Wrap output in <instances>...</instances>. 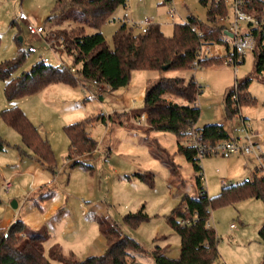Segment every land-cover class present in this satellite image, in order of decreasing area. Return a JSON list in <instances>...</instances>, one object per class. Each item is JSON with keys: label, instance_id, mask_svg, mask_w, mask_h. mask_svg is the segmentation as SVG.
<instances>
[{"label": "rangeland", "instance_id": "374dc122", "mask_svg": "<svg viewBox=\"0 0 264 264\" xmlns=\"http://www.w3.org/2000/svg\"><path fill=\"white\" fill-rule=\"evenodd\" d=\"M55 1L0 0V63L24 54L12 76L30 70L44 58L52 65L63 62L73 66L71 56L53 48L63 40L64 31L69 32L76 26L72 20L52 18ZM233 1L224 0L228 11L225 24L234 19ZM261 1L264 9V0ZM173 5L176 13L171 18L167 14L171 6L167 0H128L126 6L115 9L110 20L99 30L106 43L112 46V35L121 23L139 33L136 24L148 18L158 24L166 36H170L174 24L184 22L187 15H193L205 26L211 25L206 16L208 4L200 0H173ZM20 10L36 25L43 26L42 35L30 34L25 23L17 20L16 13ZM260 18L264 22V13ZM241 26L248 30L245 23ZM94 31L93 27H85L88 34ZM261 43L264 47V38ZM220 47L225 53L226 48ZM254 59V53L247 51L240 64L209 63L182 74L185 79L193 77L201 86L196 98L200 108L196 126L221 122L231 133L233 127L246 125L257 135L253 140L260 141L264 154V139L260 140L264 135L261 75L253 77L247 87L254 97L253 102L241 105L239 112L230 119L224 109V95L236 79L253 73ZM178 74L175 70H134L125 87L111 90L98 83L95 86L98 95L91 99L86 96L93 88L92 82L84 81L80 76H77L80 82L76 85L51 83L13 100L5 97L4 81L0 79V113L13 106L22 109L48 141L54 157V165L49 168L26 148L19 133L0 115V139L4 147L0 150V227L6 228L14 220L21 219L31 229L42 228L48 232L43 243L47 258L50 247L56 245L65 257L72 253L75 259L82 260L105 252L106 241L99 231L97 219L106 218L146 251L150 252L158 245L168 257L178 258L180 238L167 224V216L177 207L183 194L193 196L198 193L195 180L198 172L177 151L174 133L146 132L144 120L138 123L140 118L134 117V113L143 107L145 91L151 84L163 75ZM174 100L184 102L178 97ZM98 115H103L105 121L91 120ZM87 118L90 119L87 132L97 141V149L79 156V163L72 165L74 161L67 158L69 139L64 126ZM181 142L185 144L184 139ZM169 160L175 163L177 174H171ZM200 165L203 187L210 197L221 191L222 183L236 184L261 176L258 160L251 154L208 155L201 158ZM145 175H150L151 181L143 178ZM4 181L11 183L8 191L2 187ZM142 206L147 214L145 220L137 226L123 221L126 213L136 212ZM263 221L264 200L261 198L247 197L211 208L209 223L219 236V250L222 251L221 260L215 264H228L227 259L243 251L250 237H253L251 247L261 246L258 229ZM230 224L235 227L230 228ZM240 229L245 235L237 238L235 233ZM150 260L152 257L147 255L146 262ZM51 262L67 264L57 259Z\"/></svg>", "mask_w": 264, "mask_h": 264}, {"label": "trees", "instance_id": "16d2710c", "mask_svg": "<svg viewBox=\"0 0 264 264\" xmlns=\"http://www.w3.org/2000/svg\"><path fill=\"white\" fill-rule=\"evenodd\" d=\"M128 0H56L52 18L72 20L76 26L69 32H63V40L53 46L56 52H65L72 57L73 66L63 62L52 65L40 59L32 65L30 70L20 75L12 76L23 59V52L16 57L0 63V79L4 81V94L8 100L37 92L51 83L65 82L76 85L80 82L77 76L84 81L95 80L109 86L111 90L125 87L134 70H154L164 72L178 71L176 76L163 75L145 91L143 107L134 113L135 118L146 115V132L158 130L171 132L177 138V151L190 162L195 172L198 193L196 195L183 194L180 202L167 216V224L180 238V255L178 258L168 257L156 245L150 252L146 251L135 239L123 233L115 222L106 218H98L97 225L106 241V250L101 255H90L77 260L70 253L65 257L60 249L53 245L47 258L43 251V243L49 234L44 229H31L23 220H14L7 228L0 227V264H52V259L67 264H133L136 255H150L153 264H215L220 261L217 244L219 236L214 228L207 225L211 208L223 205L226 202H236L247 197L264 200V177L246 179L236 184H222L221 191L215 196H208L200 182L202 167L197 159V149L181 142L190 131L198 133L204 143H213L219 139L232 138L228 130L221 123H207L196 126L200 116V108L196 105V98L201 92V86L193 77L185 79L182 72L193 70L191 62L196 59L197 47L201 42L222 44V24L220 16L227 15L224 0H200L209 5L207 19L210 26L203 25L193 15H187L182 23L173 26V32L166 36L160 26L151 23L145 33H134L125 23H121L112 35V46H109L100 26L110 20L118 6H126ZM243 9L259 20L257 26H248V33L255 40L253 73L243 79H236L224 97V109L227 118L236 115L241 105L253 102L254 97L247 90L253 77H259L264 83V47L261 43L264 38V22L260 16L264 13L261 0H245ZM51 18V17H50ZM95 29L93 33H86L85 27ZM200 32L201 34H198ZM258 38V39H257ZM257 39V40H256ZM224 55L201 61L206 64H219ZM244 55L240 56L237 64L242 63ZM79 65L78 68L75 66ZM167 69L163 70V66ZM71 68L75 70L72 71ZM232 95H236L232 99ZM175 97L184 102L179 103ZM4 122L16 130L21 136L23 144L35 156L47 164L54 165L53 152L48 141L42 137L38 128L29 120L19 107L5 108L0 113ZM110 117V116H109ZM91 120L105 121L103 115ZM90 119H84L64 126L69 139L67 158L78 164L77 158L83 154L92 153L97 149L95 141L87 132ZM121 124V123H120ZM3 143L0 139V150ZM171 174H177L175 163L171 160ZM143 178L151 181L150 175ZM147 218L143 206L136 212H128L123 221L130 226H137ZM259 236L264 242V224L259 229Z\"/></svg>", "mask_w": 264, "mask_h": 264}, {"label": "built area", "instance_id": "2783aa9c", "mask_svg": "<svg viewBox=\"0 0 264 264\" xmlns=\"http://www.w3.org/2000/svg\"><path fill=\"white\" fill-rule=\"evenodd\" d=\"M171 4L169 7L167 14L169 17H174L176 13L175 6L173 5V0H167ZM218 1V0H215ZM245 0H234L231 8L234 13V19L228 24L224 22L228 19V15L220 16L219 22L223 25L222 26V37L221 39L225 44L228 45V50L224 53L220 46L222 44L216 43H209V42H201L200 45L197 47V56L191 62V66L193 69L201 68L202 64L201 61L208 60L213 57H220L225 54L223 62L226 64H237L238 59L240 56L244 55L247 51H252L255 47V40L251 34L248 33V30H243L241 23H245L246 27L249 25L257 26L259 24V20L244 11ZM173 5V6H172ZM17 20L24 22L26 25L27 30L32 35H42L44 28L42 25H36L29 17L22 11H18L16 13ZM152 23L151 19H144L140 23L136 24V27L139 28L140 33H145L147 27ZM230 32L232 36L227 35L225 32ZM198 34H201L198 32ZM224 46V45H223ZM47 62V58L42 59ZM74 71V68H71ZM97 82L95 80L92 81V90H90L86 96V99L94 98L98 95L97 89ZM236 95H232V99H235ZM146 115L142 114L140 116V121H145ZM230 133V132H229ZM234 133H236L234 135ZM230 135L232 138L229 139H219L213 143H204L201 142L194 130L190 131V133L184 138L185 145L193 146L197 149V159L200 163L201 158L208 155H221L223 157H230L234 154H246V155H253L258 160V171L261 173V176L264 177V154L262 150V146L260 141H254V137L257 135L249 131L248 126H240V127H233L231 129ZM260 140L264 139V135H261ZM200 182L203 185V178L201 177ZM225 184V183H222ZM5 191H8L11 187V183L9 181H4L2 185ZM207 225H210L209 221ZM234 226V225H232Z\"/></svg>", "mask_w": 264, "mask_h": 264}, {"label": "crops", "instance_id": "0c3cea01", "mask_svg": "<svg viewBox=\"0 0 264 264\" xmlns=\"http://www.w3.org/2000/svg\"><path fill=\"white\" fill-rule=\"evenodd\" d=\"M221 46H223V45H221ZM220 48L222 50V47H220ZM224 48H225V46H224ZM104 86L106 88H109L107 85H104ZM224 97H225V95H224ZM144 122H145L144 126H146V119H145ZM213 123H218V122H213ZM221 124H223V123H221ZM145 130H146V128H145ZM176 145H177V143H176ZM247 179H250V178H247ZM57 212L59 213L60 209H58ZM263 224H264V221H263L262 225L260 226V228L263 226ZM232 225L233 224H230V228H234L235 227V226H232ZM39 229H42V228H39ZM259 229H258V235H259ZM241 235L242 236L245 235V231L243 229H240V230L236 231L235 236L237 238L240 237ZM252 239H253V237L249 238L248 241H250V242H248L246 244V246L243 247V251L234 253L232 258H230L229 260L227 259V263L228 264H264V242L261 240V238L259 236V239H260V242H262V245L261 246H257V247H251L252 246L251 245ZM217 248H218V252L220 254V260H221V253L220 252H222V251H221V249L219 250V244H217ZM133 264H153V259L150 260L149 262H146V256L136 255V260H135V262Z\"/></svg>", "mask_w": 264, "mask_h": 264}, {"label": "water", "instance_id": "95a60500", "mask_svg": "<svg viewBox=\"0 0 264 264\" xmlns=\"http://www.w3.org/2000/svg\"><path fill=\"white\" fill-rule=\"evenodd\" d=\"M225 33H226L227 35H229V36H232V34H231L230 32H227V31H226ZM19 39L21 40V37H19ZM167 67H168L167 65H164V66H163V70H166ZM12 205L15 206L14 201L12 202Z\"/></svg>", "mask_w": 264, "mask_h": 264}]
</instances>
